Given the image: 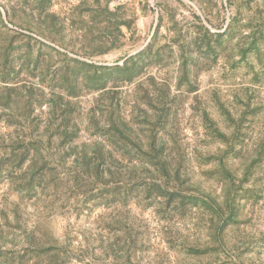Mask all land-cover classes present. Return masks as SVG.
<instances>
[{"label":"rangeland","instance_id":"374dc122","mask_svg":"<svg viewBox=\"0 0 264 264\" xmlns=\"http://www.w3.org/2000/svg\"><path fill=\"white\" fill-rule=\"evenodd\" d=\"M0 264H264V0H0Z\"/></svg>","mask_w":264,"mask_h":264},{"label":"trees","instance_id":"16d2710c","mask_svg":"<svg viewBox=\"0 0 264 264\" xmlns=\"http://www.w3.org/2000/svg\"><path fill=\"white\" fill-rule=\"evenodd\" d=\"M126 65V61L123 63V65L122 66H119V65H117V66H115L116 68H118V69H121L123 66H125ZM166 164H167V161H164L163 162V167H165L166 166ZM163 167H161L163 170H164V168ZM52 237V236H51ZM53 238V237H52Z\"/></svg>","mask_w":264,"mask_h":264}]
</instances>
